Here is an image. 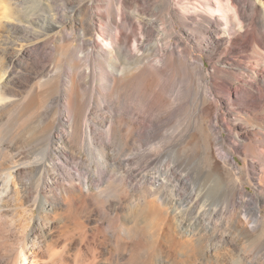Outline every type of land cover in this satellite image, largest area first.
Listing matches in <instances>:
<instances>
[{
    "label": "rangeland",
    "instance_id": "obj_1",
    "mask_svg": "<svg viewBox=\"0 0 264 264\" xmlns=\"http://www.w3.org/2000/svg\"><path fill=\"white\" fill-rule=\"evenodd\" d=\"M156 2L0 0V191L8 175L12 188L0 211V264H264L258 241L241 246L219 216L204 215L191 193L209 165L210 131L197 116L208 87L216 96L224 153L234 155L264 218V103H250L243 93L229 98L222 85L238 86L244 74L264 87L258 78L264 0H238L254 18L257 42L246 22V32L236 25L218 31V45L203 37L209 21L220 28L223 22L182 10L197 0ZM119 9L137 25H154L146 38L145 27L133 31L125 24L131 42L113 58L107 43L122 23ZM157 43L174 50V59L158 86L143 89L139 78L147 71L135 78L125 64ZM148 57L140 67L161 66L157 52ZM197 60L204 61L201 68ZM126 112L148 119L144 141ZM85 123L90 136L82 132ZM168 167L187 181L173 176L152 196L156 182L144 176H161ZM128 168L139 172L132 183ZM222 199L217 192L208 207L218 210Z\"/></svg>",
    "mask_w": 264,
    "mask_h": 264
},
{
    "label": "bare ground",
    "instance_id": "obj_2",
    "mask_svg": "<svg viewBox=\"0 0 264 264\" xmlns=\"http://www.w3.org/2000/svg\"><path fill=\"white\" fill-rule=\"evenodd\" d=\"M197 1L198 5L187 2L186 6L188 5V3L190 6L188 5L189 7H182V10L185 13H188L191 9H193L195 14H203V12H206L208 13L209 17H214L217 20L223 22V25L220 28V25L217 22L209 21V25L206 28V33L203 37L204 41L208 45H218L221 42L218 31L229 32L234 27V25L239 28L240 32H246L248 30V28L246 29V26H244L246 22H249V25H247V27H250L252 31V34L250 36L251 41H258L254 18L251 16L248 17L246 15L245 6H241L238 0H228V3L226 4H223L220 0ZM142 2L149 5L153 2H156V0H136L137 5H142ZM156 3H158L159 9H163L160 1ZM198 8H202L203 10L201 11ZM119 15L121 16L120 21L122 23L117 24V28L119 29L118 34L115 35V37L107 43L108 46H111L109 53L113 58L117 56L116 54L121 47H128L131 42L130 35H124L125 24L133 31L142 30L143 27H145L144 34L146 38L151 34L154 25L153 22H148L147 24H142L140 22V25H137L134 22V19L121 9H119ZM101 36L102 34L100 33L99 37L101 38V40H105ZM232 43L236 44V42ZM259 45H261V43H259ZM165 47L166 44L163 47H159V43H157L153 45V47L147 52V54L142 53L140 55H136V58L133 62L125 64V73L133 74L135 78H139L141 75H138L137 73H143L144 71H147V75L144 77H140L139 81L141 82L143 89L149 87L151 88L157 82L158 77H165L169 74V68H171V63L174 59V50H168ZM155 52H157L161 57V66H152L151 69L146 68V66L140 67V64H142V58L146 57L147 61H150V57H148V55H151ZM163 55H169L170 57H162ZM260 56L264 58V53H260ZM178 60L181 63V60L179 58ZM203 64V60H197V66L199 68H201ZM238 67L240 70H242L240 64H238ZM254 74L255 73H252L253 76ZM249 75L248 77L253 78L252 75ZM243 76L244 74H238L240 83V85L238 86L233 85L229 82L223 83L222 85L224 86V92L229 96V98H231V96L238 97L240 93H243L245 99L248 102H257L259 105L263 104L264 101H262V99L264 98V87L257 80L252 79V81H247L245 78L243 79ZM258 78L261 79V82L264 83V67L262 68L261 73H258ZM206 88L207 89H205L204 93L207 94L208 98H202V104L198 107L197 116L199 118V121L205 124L210 131V149L207 153L209 165L208 171L204 176L205 178L203 184H200L197 189H191V193L194 194L196 198L202 202L201 210L204 215L210 217H214L217 215L220 217V221L223 226L230 227L232 229V235L237 243H239L241 246H248L258 241L260 243V249L262 247V250L264 251V218L262 217L259 208L261 199L257 195H253L248 190H246V185L241 181L239 171L240 168L238 166V163L235 161L234 155L231 152L224 153V138L222 137V131L218 126V119L214 114L216 96L212 94L211 91H209L210 88ZM253 88L257 90L256 94L252 93L251 89ZM152 98L154 99L155 95ZM26 108L29 109V107L27 106ZM129 115L130 112H126L124 118L133 126L139 125L141 131L139 132L138 138L140 141H144L147 137V133L145 131L148 128L145 122L148 121V119L138 115ZM133 117L138 118L139 121L136 122ZM76 120L78 119L76 118ZM149 123L153 127H156L155 121H149ZM84 131L88 136L92 134V128L88 123H85V125L82 126V132ZM49 153L51 152H48V154ZM145 154L151 155V160H154L150 151H146ZM130 161V159L126 160L127 164H129ZM42 168L44 169V165L42 166ZM126 172L129 183H132L136 178L139 177V172L136 169L128 168ZM173 176H176L177 179H179V181L181 182H186L188 179L187 175L179 176L174 167L166 168L163 175L161 176H144V179L145 181L155 180L156 185L154 186V189L150 191V193H152V196H154L156 190L163 186H168L169 183H171V178ZM10 180L11 175H8L5 188L3 191H0V211H2V208L5 207L6 200H8L12 195ZM44 185L43 182H41L39 184V187L43 188ZM74 189L75 191L81 193V188L79 186L74 185ZM217 192H221L223 196L218 210L209 208V204L207 203L210 198H213L216 195ZM41 206L43 205L41 204ZM189 228L191 229L192 227ZM204 228L206 229V231H209L210 223H206ZM192 230L194 231V229ZM191 232L192 231H190V234ZM223 241L227 245H231L233 243V240H230L228 238H223Z\"/></svg>",
    "mask_w": 264,
    "mask_h": 264
}]
</instances>
